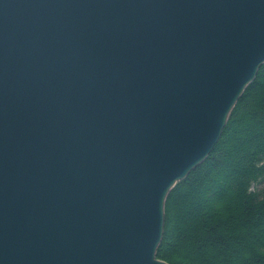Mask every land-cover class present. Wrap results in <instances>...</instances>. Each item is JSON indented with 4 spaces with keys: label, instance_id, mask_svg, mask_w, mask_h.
Instances as JSON below:
<instances>
[{
    "label": "water",
    "instance_id": "1",
    "mask_svg": "<svg viewBox=\"0 0 264 264\" xmlns=\"http://www.w3.org/2000/svg\"><path fill=\"white\" fill-rule=\"evenodd\" d=\"M264 64V0H0V264H167L168 193Z\"/></svg>",
    "mask_w": 264,
    "mask_h": 264
},
{
    "label": "trees",
    "instance_id": "2",
    "mask_svg": "<svg viewBox=\"0 0 264 264\" xmlns=\"http://www.w3.org/2000/svg\"><path fill=\"white\" fill-rule=\"evenodd\" d=\"M220 136L164 201L167 264H264V64Z\"/></svg>",
    "mask_w": 264,
    "mask_h": 264
},
{
    "label": "bare ground",
    "instance_id": "3",
    "mask_svg": "<svg viewBox=\"0 0 264 264\" xmlns=\"http://www.w3.org/2000/svg\"><path fill=\"white\" fill-rule=\"evenodd\" d=\"M221 137V136H220ZM218 142V141H217ZM217 144V143H216Z\"/></svg>",
    "mask_w": 264,
    "mask_h": 264
},
{
    "label": "rangeland",
    "instance_id": "4",
    "mask_svg": "<svg viewBox=\"0 0 264 264\" xmlns=\"http://www.w3.org/2000/svg\"><path fill=\"white\" fill-rule=\"evenodd\" d=\"M253 187V186H252Z\"/></svg>",
    "mask_w": 264,
    "mask_h": 264
}]
</instances>
